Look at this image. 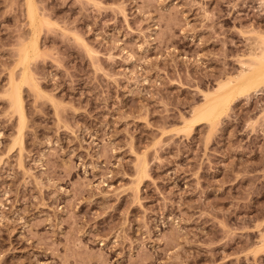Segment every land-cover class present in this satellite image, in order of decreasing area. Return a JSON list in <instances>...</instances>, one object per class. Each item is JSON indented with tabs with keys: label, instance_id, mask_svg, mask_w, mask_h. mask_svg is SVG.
<instances>
[{
	"label": "rangeland",
	"instance_id": "1",
	"mask_svg": "<svg viewBox=\"0 0 264 264\" xmlns=\"http://www.w3.org/2000/svg\"><path fill=\"white\" fill-rule=\"evenodd\" d=\"M35 1L20 137L34 35L0 0V264H264V89L184 123L261 49L264 0Z\"/></svg>",
	"mask_w": 264,
	"mask_h": 264
},
{
	"label": "bare ground",
	"instance_id": "2",
	"mask_svg": "<svg viewBox=\"0 0 264 264\" xmlns=\"http://www.w3.org/2000/svg\"><path fill=\"white\" fill-rule=\"evenodd\" d=\"M35 2H36L35 0H26L25 2V6L27 8V10L26 8L25 10L27 12V17L29 19L28 22H30V25L32 26V30H31V27H30V30L32 31V34L34 36H33V40L30 39L31 41L29 42L30 44L26 43L23 45V47L21 48L20 54H19L20 56L19 62L23 66L21 81L20 79H18L19 81L17 82V79L16 80L15 78L12 79L11 91H9L10 90L9 89L8 90L9 92H7L9 93L8 95L10 97L9 99L11 101L13 110L17 112V114H19V121H20L19 135L20 137L21 135H23V129L26 125V114H25V110H24L25 108H24L23 99H22L23 97L21 94L22 93L21 87L24 85L23 83L33 84L34 82L33 75H32L33 72L31 73V71L28 70V66H29L28 64H30L29 61L33 57L35 58L38 53H39V56H41L39 52V48H38L39 45H37L38 42H36L38 38H36L35 36H37V28L38 27L40 28L42 23L44 24L45 21H47V19L46 20L43 19L44 22L41 23V21L43 20L39 18L40 16H39V12H38L39 10L37 7L38 5H36ZM39 33L40 32H38V36H39ZM261 34H260L261 42L259 41L261 43L260 47L262 46L261 49L258 47V49L260 50L258 51L256 50L252 52L250 54L251 57L248 56L247 61L245 59H244L245 62L244 60L243 62L240 60L242 63L241 64L242 67L241 68L239 67L240 71H238L237 74L235 73V75L233 76L230 75L229 77L220 81L215 92L209 93V94L205 93L206 95L205 103L193 109L191 117L184 122L187 127L189 128L191 126L194 127L196 123L198 125L199 123L201 124L202 122H206V123L208 122L211 125H213L217 123L219 119L221 120V118L225 114H227L230 109H232L231 105L234 102H238V100L241 99L242 97L243 98L251 97V95H253L254 92H260L264 89V33H261ZM89 49H91L90 51H92V48H89ZM33 85H34V88L38 86L37 84H35V82ZM38 88L36 89L38 90ZM142 161L143 162L139 163L140 165L137 164V166H139L138 167V170L140 173L139 175H142L141 177L143 178V176L147 177L149 172L147 169L148 164L146 165V160L145 161L142 160ZM261 238L264 239V236ZM263 239L261 240L263 241Z\"/></svg>",
	"mask_w": 264,
	"mask_h": 264
}]
</instances>
